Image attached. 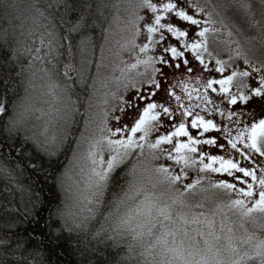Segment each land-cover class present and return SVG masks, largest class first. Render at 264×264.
<instances>
[{"label": "snow or ice", "instance_id": "snow-or-ice-1", "mask_svg": "<svg viewBox=\"0 0 264 264\" xmlns=\"http://www.w3.org/2000/svg\"><path fill=\"white\" fill-rule=\"evenodd\" d=\"M257 6L264 15V0H220L211 11L199 0H136L126 21L130 36L115 53H127L129 61L121 60L120 74L112 78L116 88L106 94L95 132L81 133L78 141L87 144L81 168L87 212L95 215V206L103 207L112 193L115 212L105 217L108 226L93 232L87 219L59 204L45 218L44 202L33 193L0 215V264H53L51 257L60 259L65 246L69 253L80 251V264H104L97 252L118 253L124 243L129 253L141 244L150 264H264V235L248 229L251 224L264 232V61L248 56V38H233L243 30L228 15L235 8L255 26ZM12 7L10 0H0L5 11ZM103 7V0H37L30 34L39 33V46L33 40L22 47L5 32L0 60L5 66L19 63L17 76H34L37 62L51 64L42 71L55 94L60 86L51 77L67 54L63 76L73 79L70 72H76L83 82L92 61L76 67L74 52L83 55L91 46L88 32ZM210 39L225 45L227 60L210 49ZM24 55L31 58L26 66ZM102 67L103 49L97 74ZM10 84L11 76L0 80V173L11 177L24 167L38 182L45 164L52 167L58 159L67 132L47 124L32 131V107L12 98L16 88ZM109 97L115 101L110 106ZM13 159L19 163L6 167ZM139 168L148 173L146 184L136 179ZM17 190L26 189L18 184ZM221 193L227 199L217 202ZM195 196L201 199L192 204ZM206 203L214 207L203 211ZM81 235L97 244L89 240L81 250L77 241L74 249L71 241Z\"/></svg>", "mask_w": 264, "mask_h": 264}, {"label": "trees", "instance_id": "trees-1", "mask_svg": "<svg viewBox=\"0 0 264 264\" xmlns=\"http://www.w3.org/2000/svg\"><path fill=\"white\" fill-rule=\"evenodd\" d=\"M122 0H103L105 7L101 9L102 15L97 14L98 19L94 30H90L88 35L91 37V46L87 49L83 55L76 51L74 52L73 64L76 67L80 66L82 60L92 61L89 66V71L86 73V79L83 82H79V77L76 72H70V76L73 79H67L63 76L64 64L69 62L67 54H65L61 59L60 63L57 64L58 73L54 75L59 78L61 82V87L64 90V93L67 97L71 99L73 104L77 106L83 105V102L86 100L87 95L91 91L93 74L96 69V64L98 57L101 52L103 44L106 42L108 37V32L110 25L114 21L118 11L120 9ZM37 0H10V3L13 4V7L5 11L3 8H0V34L7 33L10 40L13 42H19L23 47L25 45H31L33 40L36 41L35 46H39V40L37 32L36 35L30 34V29L32 28V8L31 6L36 3ZM43 3L45 0H39ZM213 5H216L220 0H211ZM117 5L112 7L111 5ZM239 12L235 8L229 10L228 15L232 16L235 22L242 28L243 36H240L241 41L244 42L245 38H248L249 43L245 44V48L250 51V53L258 59L264 61V56L262 50L258 46L257 41L249 37L244 26L239 21ZM79 40V37H77ZM25 66L27 62L31 59L27 55L22 57ZM53 63H56L53 61ZM51 64H40L37 62L32 71L35 73L34 76H30L25 72L21 76H17L16 73L20 71L21 65L19 63L14 66H5L3 61L0 60V80L11 76V84L15 85L16 93L12 96L14 100H18L22 103H27L33 107L32 103L36 104L35 100H31V94L34 88L38 89V83L40 80L46 78L42 69L44 67H51ZM14 68V70H13ZM29 80H31V85H29ZM77 81L74 83L73 81ZM65 85H67L65 87ZM9 95H12L11 93ZM4 98L3 90L0 89V99ZM33 110V109H32ZM35 117L32 116V111L28 114L27 124L28 127L32 130V121ZM80 115L77 112L72 113V116L68 119L69 129L67 130V142L61 147L59 157L56 160L55 164L52 167H48L47 164L44 166V170L39 174V181L37 182L36 174L30 173L24 167H21L17 172H14L11 177L5 176L3 173H0V215H4L5 208H15L17 206H22L24 203L28 202L29 196L33 193H38L41 197V200L44 202L43 214L45 218L48 214L49 208H54L57 204L66 211L67 206L66 202L68 200V191L63 185L62 174L67 163L69 152L74 144L77 134L80 127ZM33 131V130H32ZM15 156V153H13ZM19 161L13 159L10 164L5 165L6 167H11V165L18 164ZM25 163H30L25 161ZM14 177V178H13ZM130 179V177H129ZM21 185L26 190L21 192L17 190V185ZM126 187V185H125ZM113 199L112 193L107 195L106 200L104 201L103 207L99 205L95 206L96 213L95 215H90L88 212H79L78 216H75L78 219L84 220L87 219L88 223L92 226V231L99 229L102 225L107 227L105 224V217L109 212H114L115 207L111 204ZM38 208L41 205H37ZM2 227V225H0ZM91 240L93 245L97 244L95 238L91 235L85 237L81 235L77 238H74L71 243L73 248L77 247V241L80 242V249L82 250ZM100 249H104L103 244H99ZM122 251L118 252L115 248L108 250H103L97 252V256L104 258V264H115L116 260H126L127 264H145V259L141 255L138 244L134 245V250L129 253L127 243L121 245ZM57 253H61L60 249L56 250ZM109 251L112 255H109ZM53 264H80L81 255L80 251H73L69 253L67 251V246H65V251L61 253V258L57 259L54 255L51 257ZM95 259V257H91ZM86 264V262H85Z\"/></svg>", "mask_w": 264, "mask_h": 264}, {"label": "rangeland", "instance_id": "rangeland-1", "mask_svg": "<svg viewBox=\"0 0 264 264\" xmlns=\"http://www.w3.org/2000/svg\"><path fill=\"white\" fill-rule=\"evenodd\" d=\"M136 0H122L118 14L116 15L114 21L110 25L108 32V37L106 42L101 48L100 55L98 57L97 63L101 62L102 49H103V65L100 69L99 74H97V68L93 74L91 91L87 95L86 100L83 102V105L77 106L73 104L71 99L67 97L64 93L63 88L61 87V82L59 78L52 76L51 82L58 84V87L55 90V94L51 93L49 90V78L46 76L45 79L38 83V89L34 88L32 91L31 100H35V103L32 107V116L35 119L32 121V130L40 131L46 124L51 131H61L67 132L69 129L68 119L72 116V113L77 112L80 115V127L77 134L76 140L72 145V148L69 152L67 163L62 174V182L65 188L68 191V200L66 202V213H69L72 216H78L79 212H87V208L90 206L84 201L82 193L84 192V181L85 175L81 172V168L85 166V161L83 159L84 153L87 150L86 143H80L78 146V141L81 139V133L84 136H88L90 133L95 132L96 123L99 119L101 109L105 107L103 101L105 100L106 94L114 91L116 88L115 83L113 82L114 76H119V67H122L121 60L129 61V56L127 53H123L121 56L115 55L120 49V44H122L126 39L129 38L130 33L126 30V21L130 18L131 14L134 11L133 5ZM155 2V0H154ZM207 10L211 11L213 9V4L211 0H199ZM255 3L256 0H253ZM237 11V10H236ZM239 14V21L244 26L249 37L257 41L260 50L264 56V15H262L261 10L257 6L255 8L254 20L259 21L258 24L252 26L249 20H247L242 13ZM226 37L223 35L219 40H223ZM239 38L240 36H234ZM219 40L213 43L210 39V49L213 50L215 54H218L221 59L227 60L228 53L226 51L225 45L220 43ZM142 42V41H138ZM243 42V41H242ZM235 47V45H233ZM248 56L253 60V62L262 61L261 59L255 58L248 49L245 48ZM207 60V57H206ZM238 64L242 65V61H238ZM214 64V62H213ZM142 71V69H141ZM231 71V69H229ZM235 90V89H233ZM110 104L115 103L109 97ZM70 108L68 115L65 119L62 117L65 116L66 110ZM219 119V117H217ZM92 121L89 123V121ZM63 146V145H62ZM61 146V147H62ZM86 170V169H85ZM219 177L213 174V179H218ZM137 181L141 183H147L148 173L144 168H139L137 172ZM201 199L200 196L190 197V202L196 204ZM217 202L221 200H226L227 197L222 193L218 194L215 198ZM134 201L129 202L131 206ZM214 207L212 203H206L203 211H207L209 208ZM121 212L125 211L124 208L120 210ZM197 211H200L197 209ZM115 212V211H114ZM195 227V226H193ZM217 229L219 230V221H217ZM249 231H257L258 234L264 235V232H260L258 228H255L253 225H248ZM147 244V241L144 242ZM141 254L144 252V247L141 244H138ZM144 259L151 262V257L144 256ZM157 259H159L157 257Z\"/></svg>", "mask_w": 264, "mask_h": 264}]
</instances>
